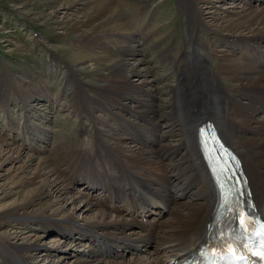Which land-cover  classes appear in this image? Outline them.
<instances>
[{"label": "bare ground", "instance_id": "obj_1", "mask_svg": "<svg viewBox=\"0 0 264 264\" xmlns=\"http://www.w3.org/2000/svg\"><path fill=\"white\" fill-rule=\"evenodd\" d=\"M95 1L101 9L100 14L104 15L102 23L106 31L94 35L95 39L90 38L88 45L93 41L91 47L100 45L115 59L125 53L134 61L110 64L118 70L110 69L119 74L108 95L94 96L95 106L87 108V112L76 111L78 104L71 101L69 95L66 106L60 103V107L68 108V113L78 124L83 127L88 124L93 133L98 134L95 151L68 147L70 156L61 160L62 168L59 169L50 158L40 159L35 172L29 177L11 180L9 190L1 192V264H30L27 260L35 257L32 253L39 248L42 233L49 230L69 232L72 240L85 234L84 253L75 256L77 259L72 264H170L183 259L200 245L216 208L215 188L198 143V126L203 122L216 124L215 131L240 156L257 212L264 213V0H238L240 5L243 4L240 11L233 18H220L227 26L218 31L231 32L226 35L228 37L218 34L217 28L213 27L217 18L210 16L212 0H206L209 2L205 3L206 14L197 8L202 0L182 1L183 8H187V34L171 49L179 56L184 54L181 44L189 45L190 51L185 55L191 59V68L196 67L193 80L198 89L194 98H187L169 81L164 88L173 96L161 104L153 100L159 93L156 85L149 86L148 93L152 94L145 92V86L153 82L145 78L154 70L145 65L144 58L137 57L136 46L139 47L140 41L145 42L146 38L140 36L138 42L134 40L113 0ZM124 5L125 9L130 8L128 4ZM140 10L136 13L140 17L148 16L151 11L147 6ZM197 29L218 35L217 41L222 42L206 44L191 39L190 34ZM231 37L232 42L229 41ZM220 47L222 49L216 50ZM207 49L213 50L217 62L214 66L205 54ZM159 58L162 64L176 65L177 62L167 51ZM199 72L202 77H198ZM131 76L137 78L136 82L128 81ZM154 81L157 82V78ZM224 81L227 85L236 84L233 90L240 100L232 97V88L228 87V94ZM64 84L63 81L59 88L62 89ZM136 93L152 98L149 103H143L133 99L132 94L136 96ZM42 97L46 102L57 103L54 96ZM93 110L96 115L89 114ZM23 115L25 120L21 119L18 127L30 124L25 126L29 127L26 128L29 133L34 128L43 132L41 125L28 121L27 115ZM22 130L20 127L17 133L26 137ZM103 136L109 141L102 140ZM133 141L135 144L131 145ZM13 147L1 140L0 166L3 161L14 162L20 157L19 150ZM61 157L62 152L58 149L56 158ZM75 165L79 166L77 174L72 170ZM10 169H7V176ZM7 176L4 179L16 177L11 175L7 179ZM74 180L87 183V189L101 190L103 200L94 202L85 194L69 196V182ZM76 203L81 213L94 211L95 221L80 226L63 212ZM163 208L167 214L161 216ZM151 215L160 219H149ZM168 216L169 221H166ZM41 219L47 224H41ZM143 219H146V225ZM98 243L105 250L95 249ZM142 247L148 249L133 255ZM118 249L123 251L121 256L116 252ZM44 251L47 252L46 248Z\"/></svg>", "mask_w": 264, "mask_h": 264}, {"label": "rangeland", "instance_id": "obj_2", "mask_svg": "<svg viewBox=\"0 0 264 264\" xmlns=\"http://www.w3.org/2000/svg\"><path fill=\"white\" fill-rule=\"evenodd\" d=\"M113 1L119 14L123 15L122 18L125 19V22L127 21L126 27H129L134 40L138 42L142 36L146 38L145 42L139 40L141 43L139 47L136 46L137 54H139L137 57L144 58L145 65L148 64L154 70L145 78L149 81L153 80L148 87L145 86V92H150L148 91L150 85H156L159 88V93L156 94L157 97L153 96V100L161 104L173 96L168 89L164 88V85L170 81V85L178 86L175 89H180L187 98H194L195 91L198 89L193 80L196 67L191 68L193 65L191 59L185 55L190 51L189 45L181 44L184 54L180 53L179 56L175 55V51L172 50L184 40L187 34V8H183V0ZM206 2L208 1L202 0L197 5L202 14L207 12L205 10ZM124 3L130 5V8L125 9ZM138 5H141L140 8L135 9L134 7ZM143 6L151 9L146 17L145 14L141 17L136 15ZM209 6H211L209 11L212 13L210 16H214L218 20L213 27L217 28L218 34L228 37L226 35H230L231 32L218 31L227 26V23L221 21L220 18L222 16L233 18L243 4L240 5L238 0H212V4ZM100 11L95 0H0V91H3L0 94V142L3 140L14 146L12 149L20 152V157L14 159V162L3 161L0 166V194L9 190L12 185L11 180L29 177L35 172L40 159L50 158L54 166L59 169L62 168L61 160L70 156L68 155L70 147L73 150L77 148L86 152H92L98 148V134L93 133L88 124H85V127L78 124L75 117L68 113V108L60 107V103L62 102L66 106V96L69 95L71 96L70 100L76 101L78 104L76 111L87 112V108L95 106L94 96L99 93L98 97L108 95L115 76L119 74L110 69V67H113V70L116 68L110 64L113 61L123 63L134 61L133 58H128L125 53L122 57L115 59L113 54L102 49L100 45L91 47L93 41L88 45L90 38L95 39L94 35L106 31L103 29L102 23L104 15L100 14ZM152 12L153 15L150 16ZM203 16L208 17V15ZM190 35L191 39L200 43L202 41L206 44L222 42L217 41L218 35L214 36L203 29L192 31ZM232 38H229V41L232 42ZM218 44L216 46H219ZM218 49L222 48L216 50ZM165 51L177 60L176 65L171 62L164 64L160 62L159 55L164 54ZM206 51L205 54L211 65L214 66L217 62L214 61L213 50L209 52L207 49ZM108 56L115 60L108 59ZM116 70L118 69L116 68ZM199 73L201 75L198 77H202V73ZM154 78H157V82L154 81ZM136 79L131 76L128 81L135 80L134 82H136ZM63 81L65 84L61 89L59 86ZM223 83L226 85L227 91L232 88V97L241 99L238 93L233 90L236 88L235 83L228 85L226 81ZM19 93L22 94L19 95ZM148 94H152V92ZM42 95H49V98L54 96L57 103L46 102ZM132 95L134 100L143 103H149L152 98L147 95L142 97L139 93H136V96ZM175 99L177 98L175 97ZM83 106L84 109H81ZM23 114L27 115L28 121L41 125L43 132L40 133L41 131L34 128L33 132L29 133L27 131L29 127L25 126L30 124H25L20 127L23 128L22 134L25 131L24 135L27 136L19 135L17 131L20 127L17 125L20 124L19 121L24 116ZM89 114L96 115L97 113L93 110ZM83 117L85 116L83 115ZM102 140L109 141V138L103 136ZM133 144H135L134 141L131 145ZM58 149L61 150L62 157L57 160ZM15 156L13 155V157ZM99 158L103 159L101 156ZM29 160L31 162H28ZM82 168L86 169L84 166ZM7 169L11 170L9 176L6 173ZM78 169L79 166L72 167L75 172ZM11 175L16 177L8 179ZM5 176L8 180L4 179ZM69 183L71 186L69 196L85 194L94 202L103 200L101 190L87 189V183L80 180ZM79 208V204L76 203L66 207L63 212L69 214L80 226L95 221L92 214L94 211L81 213ZM166 212V209L163 208L161 216L167 214ZM152 217L155 218L151 215L149 219ZM155 219L159 220L160 218L156 217ZM166 221H169V216ZM142 222L146 225V219H143ZM2 223L0 219V225ZM40 223L47 224L42 219ZM62 233L56 230L43 232L38 241L39 248L32 253L35 257L29 258L28 263L64 264L67 262L72 264V261L77 259L75 256L79 254L81 256L84 253L87 237L85 234H80L79 237L72 240L68 236L69 232ZM100 245L98 243L95 249L105 250V247ZM45 248L47 252L44 251ZM146 248H140L133 255H137L136 253L141 249L143 253ZM116 252L121 256L123 251L118 249ZM61 259L64 261L61 262Z\"/></svg>", "mask_w": 264, "mask_h": 264}]
</instances>
